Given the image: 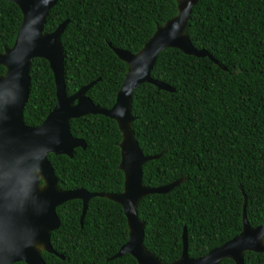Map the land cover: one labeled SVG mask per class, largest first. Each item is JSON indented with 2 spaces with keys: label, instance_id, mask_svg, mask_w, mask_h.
<instances>
[{
  "label": "trees",
  "instance_id": "16d2710c",
  "mask_svg": "<svg viewBox=\"0 0 264 264\" xmlns=\"http://www.w3.org/2000/svg\"><path fill=\"white\" fill-rule=\"evenodd\" d=\"M179 0H58L45 24L53 31L66 19L65 49L69 95L99 79L87 95L110 108L128 65L113 47L138 52L159 25L178 15ZM23 21L20 7L0 0V52L13 46ZM193 45L209 56L178 48L158 55L152 77L176 91L143 83L133 93V129L145 155H160L143 166V183L160 186L181 180L170 192L147 194L137 212L146 221L145 246L163 262L188 252L200 257L243 228L245 207L251 226L264 223V0H199L187 25ZM6 68L0 64V74ZM28 125H40L56 105V83L48 60L32 61ZM77 147L72 157L49 154L57 184L93 192H121L122 133L116 120L87 114L71 120ZM57 207L61 225L51 235L64 258L43 251L46 264H139L131 254L111 259L129 237L121 204L90 199ZM14 264H28L15 262ZM220 264H236L231 258ZM244 264H264V252L246 251Z\"/></svg>",
  "mask_w": 264,
  "mask_h": 264
},
{
  "label": "water",
  "instance_id": "95a60500",
  "mask_svg": "<svg viewBox=\"0 0 264 264\" xmlns=\"http://www.w3.org/2000/svg\"><path fill=\"white\" fill-rule=\"evenodd\" d=\"M9 1L20 7L23 21L13 46L0 52V64L6 68L0 74V264H46L43 251L64 258L51 243L52 232L61 225L57 207L68 200L81 199L83 225L88 203L95 196L121 204L128 219L129 237L111 259L131 254L139 264H220L226 258L244 264L246 251L264 252V223L255 227L249 223L245 210L247 197L242 209V231L203 256L189 255L186 229L182 255L171 263L163 262L144 244L146 221L137 212L140 200L147 194L170 192L182 179L160 186L143 183L144 164L160 155H145L139 145L133 129V93L146 82L161 90L176 91L151 75L159 53L166 48H178L197 57L209 56L218 63L207 50L196 48L187 33L189 18L199 0H179L178 15L159 25L138 52L113 47L127 63L128 70L110 108L94 103L87 95L99 79L71 95L67 93L66 54L61 37L69 19L53 31L45 30L50 11L58 0ZM35 58L50 63L57 101L40 125L31 126L24 120V109L30 95V69ZM87 114H102L118 123L122 133L120 169L125 175L121 192H93L83 187L64 189L57 184L49 154L72 157L75 148L87 147L86 140L75 137L71 131V120Z\"/></svg>",
  "mask_w": 264,
  "mask_h": 264
}]
</instances>
